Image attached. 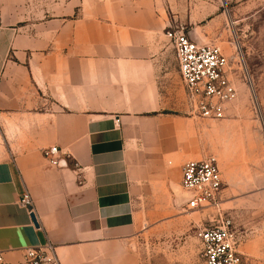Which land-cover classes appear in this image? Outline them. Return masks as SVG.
<instances>
[{"label":"crops","instance_id":"crops-1","mask_svg":"<svg viewBox=\"0 0 264 264\" xmlns=\"http://www.w3.org/2000/svg\"><path fill=\"white\" fill-rule=\"evenodd\" d=\"M193 5L61 0L53 24L36 22L32 0H0L5 261L51 245L60 264H205L196 229L210 219L181 207V184L184 165L209 156L211 127L187 99L165 32L181 25L211 43L224 19ZM233 223L238 253L264 264L259 226Z\"/></svg>","mask_w":264,"mask_h":264},{"label":"rangeland","instance_id":"rangeland-1","mask_svg":"<svg viewBox=\"0 0 264 264\" xmlns=\"http://www.w3.org/2000/svg\"><path fill=\"white\" fill-rule=\"evenodd\" d=\"M32 1L37 23L60 20L61 0ZM50 4L53 15L45 16ZM193 6L198 17H223L212 43L230 58L231 77L239 89L226 117L209 121V156L217 159L224 180L222 210L232 220L259 226L264 237V0H194ZM181 207L196 212L198 220H209L215 213L211 208L191 210L185 201Z\"/></svg>","mask_w":264,"mask_h":264},{"label":"built area","instance_id":"built-area-1","mask_svg":"<svg viewBox=\"0 0 264 264\" xmlns=\"http://www.w3.org/2000/svg\"><path fill=\"white\" fill-rule=\"evenodd\" d=\"M172 44L179 65V73L187 99L194 111L204 120L220 121L227 115L228 106L238 100L239 89L234 83L230 58L215 43H198L192 40L184 26L165 32ZM57 147L44 151L55 158ZM181 187L186 194V204L191 210L211 208L214 216L210 226L196 229V237L203 247L205 264H254L238 253L239 239L233 220L222 210L221 196L224 181L217 159L189 161L183 167ZM24 209L31 201L24 196L20 201ZM0 264H12L0 254ZM15 264H60L51 245L26 249L22 261Z\"/></svg>","mask_w":264,"mask_h":264},{"label":"water","instance_id":"water-1","mask_svg":"<svg viewBox=\"0 0 264 264\" xmlns=\"http://www.w3.org/2000/svg\"><path fill=\"white\" fill-rule=\"evenodd\" d=\"M31 219L35 225L36 228H39V225H38V222H37V219H36V216L34 213H31Z\"/></svg>","mask_w":264,"mask_h":264}]
</instances>
